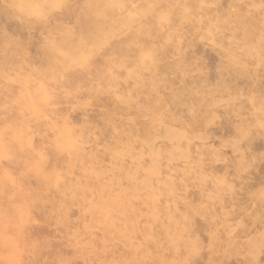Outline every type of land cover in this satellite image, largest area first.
<instances>
[{
  "label": "clouds",
  "instance_id": "1",
  "mask_svg": "<svg viewBox=\"0 0 264 264\" xmlns=\"http://www.w3.org/2000/svg\"><path fill=\"white\" fill-rule=\"evenodd\" d=\"M0 264H264V0H0Z\"/></svg>",
  "mask_w": 264,
  "mask_h": 264
}]
</instances>
